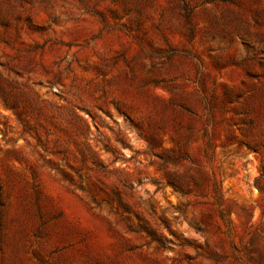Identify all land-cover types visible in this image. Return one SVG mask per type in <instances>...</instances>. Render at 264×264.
<instances>
[{
  "label": "rangeland",
  "instance_id": "1",
  "mask_svg": "<svg viewBox=\"0 0 264 264\" xmlns=\"http://www.w3.org/2000/svg\"><path fill=\"white\" fill-rule=\"evenodd\" d=\"M0 264H264V0H0Z\"/></svg>",
  "mask_w": 264,
  "mask_h": 264
}]
</instances>
